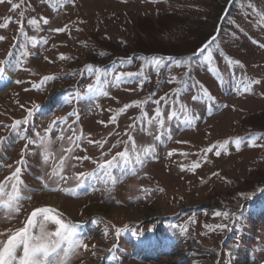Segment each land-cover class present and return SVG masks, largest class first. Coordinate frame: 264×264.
Returning <instances> with one entry per match:
<instances>
[{
	"label": "rangeland",
	"instance_id": "obj_1",
	"mask_svg": "<svg viewBox=\"0 0 264 264\" xmlns=\"http://www.w3.org/2000/svg\"><path fill=\"white\" fill-rule=\"evenodd\" d=\"M232 1L0 3V200L20 168L29 208L0 242L49 204L68 264H264V0Z\"/></svg>",
	"mask_w": 264,
	"mask_h": 264
},
{
	"label": "snow or ice",
	"instance_id": "obj_2",
	"mask_svg": "<svg viewBox=\"0 0 264 264\" xmlns=\"http://www.w3.org/2000/svg\"><path fill=\"white\" fill-rule=\"evenodd\" d=\"M4 0H0V3H3ZM10 2V0H9ZM13 9L17 7V5H12ZM45 24L48 23L47 19L43 21ZM29 24L35 25V20H30ZM55 31L59 32L60 29H56ZM4 37H0V40H3ZM208 45H205L201 52L207 49ZM193 55H197L196 52ZM211 56V53H209ZM61 59H64L62 56ZM157 64L160 61H156ZM4 69L0 67V75H2ZM252 83L259 85L261 83L260 80L252 81ZM91 90V89H89ZM107 95V93H104ZM195 100L196 98L193 97ZM31 115V113H29ZM157 123L161 126L163 125V121L159 119L161 113L159 110L156 111ZM20 122H17V125ZM27 123V121H25ZM51 127V126H50ZM61 139H63L61 137ZM130 142L132 146V150L136 151L135 147V139L130 137ZM260 139V137H255V140ZM91 142V141H90ZM45 143L47 147L48 144L51 143L50 140L42 141ZM237 144L240 143L239 140L236 141ZM253 146L255 143L253 142ZM206 151H212V148L207 149ZM121 158H126L128 153L121 152L119 153ZM216 155L219 156L220 153L216 152ZM139 159V156H137ZM47 160V157H45ZM64 159L61 158V166L63 165ZM111 163H109V167ZM199 165L194 164L193 168L198 167ZM20 172L21 169H15V172L12 174L11 177H7V181L15 180L16 182L12 184L13 192L11 195H8L7 200H0V207L5 208L9 213L11 212H18L19 206L18 202L20 200V189L18 185L22 183L20 180ZM57 173H53L56 175ZM61 179H66L65 177L61 176ZM5 185L0 183V197L5 196ZM54 210L52 208H42L37 209L31 213L30 218L27 221L28 227L17 231L14 235L9 236V238L5 242H0V264H68L69 254L74 252L77 247H85L84 245L80 244L79 242L73 243L72 237L74 236V232L72 230V226L64 223L60 219H55V223L58 225V229L55 232H48L45 230V225L43 222L39 223V232L34 234L30 229L37 226L36 217L38 215L43 217L44 221L51 219L52 217L49 216V213H52ZM217 216L222 215V213L217 212ZM223 215L227 216V213H223ZM0 235H3L0 233ZM22 253V254H18Z\"/></svg>",
	"mask_w": 264,
	"mask_h": 264
},
{
	"label": "bare ground",
	"instance_id": "obj_3",
	"mask_svg": "<svg viewBox=\"0 0 264 264\" xmlns=\"http://www.w3.org/2000/svg\"><path fill=\"white\" fill-rule=\"evenodd\" d=\"M4 69V72L2 75H0V88L1 87H4L5 85H8L9 84V80L11 79V76H12V69H11V66H9L8 64H5L3 67ZM3 91V90H1ZM18 206H19V211L18 212H11V214H14L16 215L17 217L15 218V221L19 220V217L20 219L22 218V216L24 214L27 213V211L29 210L28 207H25L24 209L21 207V205L18 203ZM54 206V205H53ZM56 206V205H55ZM57 207V206H56ZM60 209V207H58ZM95 208V206L91 207L90 206V210H93ZM23 209L22 213H21V210ZM97 210H99V208L97 207ZM147 214L148 215H153L155 213L151 212V211H147ZM18 224H19V221L17 222H13L11 223L10 227H11V230H14L18 227ZM4 223H0V229L4 228L5 226H3ZM173 252V250H171V253ZM186 253H184V256H185Z\"/></svg>",
	"mask_w": 264,
	"mask_h": 264
},
{
	"label": "trees",
	"instance_id": "obj_4",
	"mask_svg": "<svg viewBox=\"0 0 264 264\" xmlns=\"http://www.w3.org/2000/svg\"><path fill=\"white\" fill-rule=\"evenodd\" d=\"M233 1H234V0H233ZM233 1H232V2H233ZM230 5H231V4H230ZM222 19H223V18H222ZM220 29H221V28H220ZM210 36H211V35H210ZM210 36H209V37H210ZM217 36H218V35H217ZM144 54H145L144 52H141V51L138 50V51H135V53H131V56H143V57H146V56H144ZM152 54L161 55V54H158V53H152Z\"/></svg>",
	"mask_w": 264,
	"mask_h": 264
}]
</instances>
